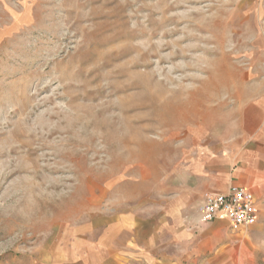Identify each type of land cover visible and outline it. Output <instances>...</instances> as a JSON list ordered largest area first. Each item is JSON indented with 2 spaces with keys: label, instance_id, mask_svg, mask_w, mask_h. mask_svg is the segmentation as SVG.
Returning a JSON list of instances; mask_svg holds the SVG:
<instances>
[{
  "label": "rangeland",
  "instance_id": "rangeland-1",
  "mask_svg": "<svg viewBox=\"0 0 264 264\" xmlns=\"http://www.w3.org/2000/svg\"><path fill=\"white\" fill-rule=\"evenodd\" d=\"M263 94L264 0H0V264L82 260ZM230 233L264 264V216Z\"/></svg>",
  "mask_w": 264,
  "mask_h": 264
},
{
  "label": "crops",
  "instance_id": "crops-1",
  "mask_svg": "<svg viewBox=\"0 0 264 264\" xmlns=\"http://www.w3.org/2000/svg\"><path fill=\"white\" fill-rule=\"evenodd\" d=\"M232 185L248 189L264 216V94L243 106L227 137L204 148L187 180L153 208L122 213L86 235V257L68 264H216L232 238L227 220H198L204 196ZM189 216L192 224H186ZM108 224V225H107ZM64 263V262H63Z\"/></svg>",
  "mask_w": 264,
  "mask_h": 264
},
{
  "label": "built area",
  "instance_id": "built-area-1",
  "mask_svg": "<svg viewBox=\"0 0 264 264\" xmlns=\"http://www.w3.org/2000/svg\"><path fill=\"white\" fill-rule=\"evenodd\" d=\"M225 219L233 231L255 226L258 222V202L246 188L232 185L224 193H207L201 206L199 225Z\"/></svg>",
  "mask_w": 264,
  "mask_h": 264
},
{
  "label": "bare ground",
  "instance_id": "bare-ground-1",
  "mask_svg": "<svg viewBox=\"0 0 264 264\" xmlns=\"http://www.w3.org/2000/svg\"><path fill=\"white\" fill-rule=\"evenodd\" d=\"M162 109V108H161ZM174 114V109L170 107V105H165L163 107L162 115L163 117H171ZM175 115V114H174Z\"/></svg>",
  "mask_w": 264,
  "mask_h": 264
}]
</instances>
